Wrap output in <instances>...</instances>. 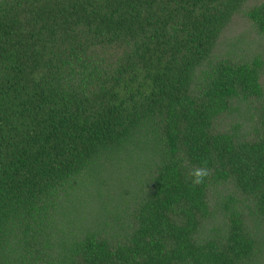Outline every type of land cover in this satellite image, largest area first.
Here are the masks:
<instances>
[{
    "label": "trees",
    "instance_id": "16d2710c",
    "mask_svg": "<svg viewBox=\"0 0 264 264\" xmlns=\"http://www.w3.org/2000/svg\"><path fill=\"white\" fill-rule=\"evenodd\" d=\"M0 264H264V0H0Z\"/></svg>",
    "mask_w": 264,
    "mask_h": 264
},
{
    "label": "clouds",
    "instance_id": "9594fccd",
    "mask_svg": "<svg viewBox=\"0 0 264 264\" xmlns=\"http://www.w3.org/2000/svg\"><path fill=\"white\" fill-rule=\"evenodd\" d=\"M188 175L191 177V183L195 187L204 183L205 178L209 175V170L206 166L196 167Z\"/></svg>",
    "mask_w": 264,
    "mask_h": 264
}]
</instances>
